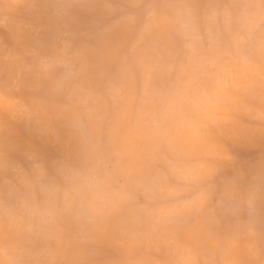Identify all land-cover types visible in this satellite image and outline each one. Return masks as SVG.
<instances>
[{
  "label": "clouds",
  "instance_id": "clouds-1",
  "mask_svg": "<svg viewBox=\"0 0 264 264\" xmlns=\"http://www.w3.org/2000/svg\"><path fill=\"white\" fill-rule=\"evenodd\" d=\"M0 264H264V0H0Z\"/></svg>",
  "mask_w": 264,
  "mask_h": 264
}]
</instances>
